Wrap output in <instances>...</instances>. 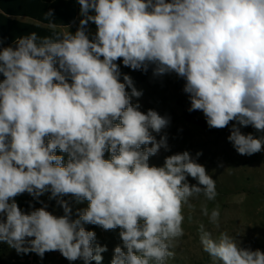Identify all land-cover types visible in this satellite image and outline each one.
Returning <instances> with one entry per match:
<instances>
[{"label":"clouds","instance_id":"obj_1","mask_svg":"<svg viewBox=\"0 0 264 264\" xmlns=\"http://www.w3.org/2000/svg\"><path fill=\"white\" fill-rule=\"evenodd\" d=\"M77 2L74 33L33 32L0 48V242L18 254L43 259L58 251L69 262L101 264L107 247L93 246L96 233L83 225L119 227L123 247H115L111 264H165L184 234L183 206L200 194L214 200L216 183L197 162L199 151L149 165L161 148L169 150L167 135L153 133L170 117L132 104L142 92L126 74L121 82L117 61L144 72L154 66V77L175 73L185 81L190 112L201 111L209 128L235 122L227 140L238 154L262 152L264 0ZM52 16L51 9L44 14L55 28ZM247 126L262 135L242 133ZM24 193L42 206L21 209L15 198ZM46 193L63 215L40 201ZM65 195L88 201L78 218ZM203 214L219 228L218 207ZM199 231L212 264H264V252L241 247L237 237H214L203 225Z\"/></svg>","mask_w":264,"mask_h":264},{"label":"rangeland","instance_id":"obj_2","mask_svg":"<svg viewBox=\"0 0 264 264\" xmlns=\"http://www.w3.org/2000/svg\"><path fill=\"white\" fill-rule=\"evenodd\" d=\"M153 67L149 66L147 72L132 70L129 75L134 87L142 92L139 98L132 97V104H139V110L142 112L146 113L152 109L162 116L170 117V124L162 133H153L157 140L161 135H167L169 150L161 148L156 155L149 158V165L163 166L166 156L185 150L193 157L198 151L202 152L197 162L204 165L208 174L215 180L217 191L214 200H207L203 194H200L190 198L191 207L183 206L184 234L173 240V247L170 250L175 255L165 264H212L211 258L203 251L200 244V225L211 231L214 237L225 231L237 237L241 247L260 249L264 252V151L251 156L238 154L227 140L231 126L235 122H230L224 129L213 128L212 131L187 122L183 112L190 108V100L188 94L183 91L185 81L175 73L154 77ZM126 91L130 94L131 88H126ZM198 116L205 118L201 111H198ZM241 131L244 134L252 133L257 137L262 135L252 126L242 127ZM56 154L64 156L65 163L67 162L66 153L57 149ZM109 158L110 154L106 152L105 159ZM220 164L223 167H219ZM188 182L190 185L197 184V181L190 176ZM49 195L50 193H46L41 196L45 198L44 203L48 205V211L55 215H63V209L55 200H49ZM62 198L69 202L73 219L78 218V210L88 206V201L77 203L71 195ZM205 207L209 214L213 209L219 208V228L211 224L208 216L203 214ZM30 210L28 208L25 211ZM84 227L96 233L93 246L99 244L107 247V251L102 253L101 264H111L115 247H123L119 237L120 228L104 230L92 224H84ZM32 254L37 264H83L80 260L69 262L58 251L46 253L43 259L35 253L18 254L6 242H0V264H28L20 260L28 259Z\"/></svg>","mask_w":264,"mask_h":264},{"label":"trees","instance_id":"obj_3","mask_svg":"<svg viewBox=\"0 0 264 264\" xmlns=\"http://www.w3.org/2000/svg\"><path fill=\"white\" fill-rule=\"evenodd\" d=\"M53 10L51 22L56 26L53 28L49 21L44 18V14ZM80 6L77 0H0V48L13 46L15 41L23 36L35 32L38 37L51 36L54 33L65 31L75 32L79 26ZM90 30L95 32V25H89ZM123 81V76L130 75L132 69L122 64V59L117 61ZM2 79V76H0ZM184 119L205 130L212 131L209 128L206 119L198 116V111L183 112ZM16 202L23 210L30 208L29 204L39 207L41 203L33 199L28 193L17 196ZM40 201L45 198L40 197ZM84 226V225H83ZM85 228V227H84ZM89 231V228H85ZM49 253V252H47ZM82 263L83 261L80 260ZM1 263V262H0ZM91 264H96L92 261Z\"/></svg>","mask_w":264,"mask_h":264},{"label":"built area","instance_id":"obj_4","mask_svg":"<svg viewBox=\"0 0 264 264\" xmlns=\"http://www.w3.org/2000/svg\"><path fill=\"white\" fill-rule=\"evenodd\" d=\"M20 262H27L28 264H37V261L34 259V254L28 257V259H21Z\"/></svg>","mask_w":264,"mask_h":264}]
</instances>
